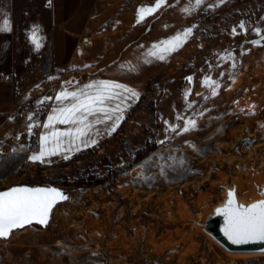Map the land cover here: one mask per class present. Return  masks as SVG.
Listing matches in <instances>:
<instances>
[{"label": "rangeland", "instance_id": "1", "mask_svg": "<svg viewBox=\"0 0 264 264\" xmlns=\"http://www.w3.org/2000/svg\"><path fill=\"white\" fill-rule=\"evenodd\" d=\"M215 1L199 6L204 15L192 24L190 54L174 56L184 39L163 60L148 55L185 31L182 19L101 67L147 81L107 141L33 173L6 149L0 153V190L24 183L70 188L45 227L0 238V264H264V251H229L203 227L227 188L248 204L261 195L264 177V0L211 11ZM191 120L195 128L182 132ZM132 121L143 131L135 148L125 138Z\"/></svg>", "mask_w": 264, "mask_h": 264}, {"label": "crops", "instance_id": "2", "mask_svg": "<svg viewBox=\"0 0 264 264\" xmlns=\"http://www.w3.org/2000/svg\"><path fill=\"white\" fill-rule=\"evenodd\" d=\"M194 2L163 0L157 7V0H0V26L5 19L10 25L8 31H0V72L13 76L12 82L0 83V153L6 149L33 173L66 161L64 155L72 158L107 141L115 132L108 134L111 121L96 125L90 138L97 143L92 146L81 144L79 151L46 157L44 162L30 159L39 152V138L48 131L43 124L52 109L59 106L55 97L62 91H76L98 81L115 82L134 90L138 97L124 92L119 99L109 101L110 106L120 104L123 109L120 125L140 100L147 81L108 75L101 67L113 66L119 50L139 47L142 39L161 26L186 19V29L192 30V24L204 11H198L200 5L188 12L182 9L191 8ZM232 3L235 0L215 1L211 11ZM141 14L143 19L137 22ZM34 27L39 29L38 50L29 39ZM188 42L189 35L175 57L192 49ZM43 104L48 110L41 117L39 107ZM29 124L39 126L38 132H34V127L30 132ZM129 125L132 130L125 138L135 148L136 143L142 142V126L136 121ZM56 127L63 130L66 126ZM10 136L15 137V142L9 141Z\"/></svg>", "mask_w": 264, "mask_h": 264}, {"label": "snow or ice", "instance_id": "3", "mask_svg": "<svg viewBox=\"0 0 264 264\" xmlns=\"http://www.w3.org/2000/svg\"><path fill=\"white\" fill-rule=\"evenodd\" d=\"M202 2L203 0H195L191 8L182 10L188 12L198 7ZM161 3L163 0H157L156 6L159 7ZM152 10L154 9L148 11ZM140 19H143V14L140 15L137 22ZM240 27L244 28L243 22ZM9 29V22L5 19L3 25L0 26V31ZM38 31V27H34L29 37L37 50L41 47L37 36ZM191 31V29H186L183 33H178L175 37L162 41V46L154 45L155 50L150 51L148 55L163 60L164 54L181 46ZM257 31L259 32V30ZM252 43L258 44L259 41ZM188 79L191 80V78ZM205 83L216 84L215 81H210V78H206ZM216 86L218 87V84ZM124 92H127L131 97L139 96L134 90L109 81H98L76 91L65 90L58 93L55 100L59 106L52 109V114L43 124V127L48 131L40 136L39 152L32 155L30 159L44 162L46 157L70 153L73 149L79 151L81 144L84 147L96 144L97 141L90 137L96 125L101 123L111 121L112 126L108 134L114 132L123 119V109L120 104H116L114 107L110 106L109 101L119 99ZM212 94H216L215 89ZM64 101H68V103H64ZM179 118L177 117V119ZM31 119L32 117H29V120ZM56 125H65L66 127L61 130ZM195 126L194 120L185 121V126L181 131L187 132L194 129ZM28 127L31 132L34 125L29 124ZM172 130L175 131V127H172ZM96 134L98 135L99 132L96 131ZM63 158L67 160L70 156L64 155ZM261 195H264V192ZM66 199L68 197L55 188L14 187L0 192V238H7L13 230L31 224L33 221L46 224L54 205L58 201ZM217 212L225 218L224 235L232 243L264 241V200L248 205L238 204L234 199V190H231L228 193L226 204L222 208H218Z\"/></svg>", "mask_w": 264, "mask_h": 264}, {"label": "water", "instance_id": "4", "mask_svg": "<svg viewBox=\"0 0 264 264\" xmlns=\"http://www.w3.org/2000/svg\"><path fill=\"white\" fill-rule=\"evenodd\" d=\"M259 185H260V193L264 192V177L259 181ZM14 187L55 188V189H58L59 191H61L62 193H64L68 198H69V193H70V188L54 186V185H30V184H26V183L12 185L10 187L1 189L0 192L7 191V190H9L11 188H14ZM231 190H234V199H235L236 203H238V204L248 205V204L254 203V202L259 201V200H264V195H260L257 198H255L252 202H250L248 204H244V203H241L238 200V198H237L236 187L227 188L226 189V195L223 198V201L220 204H218L217 206H215L213 208V211L206 216L205 221L203 223V227H204L205 231L207 233H209L220 245H222L225 249H227L229 251L263 252L264 251V241L256 240V241H250V242H247V243L234 244L224 235L223 229L225 227V218H224V216L221 213L217 212V209L218 208H222L226 204L227 199H228V193ZM66 200L58 201L54 205L52 210L56 207L57 204H59L61 202H64ZM52 210H51V212L49 214V219H48L47 223L50 220V216H51ZM47 223L46 224H40V223H37V222L33 221L31 224H27L24 227L29 226V225H33V224L39 225L41 227H45L47 225ZM24 227H21V228H18V229H22ZM15 230H17V229H15ZM2 239H5V238H2Z\"/></svg>", "mask_w": 264, "mask_h": 264}, {"label": "built area", "instance_id": "5", "mask_svg": "<svg viewBox=\"0 0 264 264\" xmlns=\"http://www.w3.org/2000/svg\"><path fill=\"white\" fill-rule=\"evenodd\" d=\"M13 81V76L11 73L9 72H0V83L3 82H12ZM48 110V106L43 104L39 107V113L42 116H44V114L47 112ZM34 132L37 133L39 130V126H34L33 128ZM9 141L10 142H15V137L14 136H10L9 137Z\"/></svg>", "mask_w": 264, "mask_h": 264}, {"label": "bare ground", "instance_id": "6", "mask_svg": "<svg viewBox=\"0 0 264 264\" xmlns=\"http://www.w3.org/2000/svg\"><path fill=\"white\" fill-rule=\"evenodd\" d=\"M264 64V63H263ZM255 70H257V68H255ZM258 71H259V69H258ZM257 71V72H258ZM260 72V71H259ZM263 72H264V70H263ZM259 76V75H258ZM255 77V76H254ZM260 77V76H259ZM263 78V77H262ZM250 80V79H249ZM261 80V79H260ZM260 80L259 81H257V82H260ZM251 82V81H250ZM253 83H254V81H253ZM262 83V82H261ZM264 84V83H263ZM262 84V85H263ZM254 85V88H256L258 85L257 84H253ZM259 87V86H258ZM263 88V87H262ZM261 88V89H262ZM247 90V89H246ZM255 90V89H254ZM260 90V89H259ZM249 91V90H248ZM251 91V90H250ZM264 91V90H263ZM262 92V91H261ZM258 93H260V92H258ZM246 94V93H245ZM264 95V94H263ZM253 96L254 97H258L255 93L253 94ZM249 97V96H248ZM248 97H246L245 98V100H244V97L242 98L243 100H244V104H243V102H242V105L244 106V107H246V106H248V105H250L249 104V102L251 101V99H252V96H250L249 98ZM256 100V99H255ZM253 101V100H252ZM241 102V101H240ZM258 102V101H257ZM261 102V101H260ZM254 107V106H253ZM252 107V108H253ZM252 110V109H251ZM249 113V112H248ZM243 114V113H242ZM244 116V115H243ZM249 115L247 114V116L246 117H248ZM250 116H251V114H250ZM245 119V118H244ZM247 119V118H246ZM254 186V185H253ZM251 189V188H250ZM254 192V189L253 190H251V191H249V193H253Z\"/></svg>", "mask_w": 264, "mask_h": 264}, {"label": "trees", "instance_id": "7", "mask_svg": "<svg viewBox=\"0 0 264 264\" xmlns=\"http://www.w3.org/2000/svg\"><path fill=\"white\" fill-rule=\"evenodd\" d=\"M240 22H242V19H240ZM259 27H260V30H261V28L264 26V17H262L260 20H259ZM259 30V31H260Z\"/></svg>", "mask_w": 264, "mask_h": 264}]
</instances>
